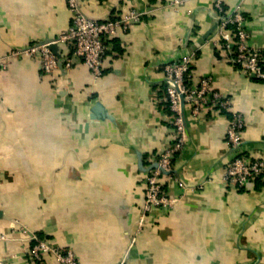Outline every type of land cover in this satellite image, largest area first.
Listing matches in <instances>:
<instances>
[{
	"label": "crops",
	"instance_id": "0c3cea01",
	"mask_svg": "<svg viewBox=\"0 0 264 264\" xmlns=\"http://www.w3.org/2000/svg\"><path fill=\"white\" fill-rule=\"evenodd\" d=\"M172 1L82 0L96 20L141 13L105 41L98 78L77 60L52 74L31 58L0 69V261L23 263V225L73 249L79 264H264V172L242 189L222 181L232 157L222 112H185L186 144L160 178L178 200L137 230L144 177L173 140L163 63L189 55L195 77L211 75L244 117L240 153L264 158V80L210 43L213 0ZM224 5L240 7L249 44L264 47V0ZM69 22L65 0H0V55ZM44 261L57 264L51 254Z\"/></svg>",
	"mask_w": 264,
	"mask_h": 264
},
{
	"label": "built area",
	"instance_id": "2783aa9c",
	"mask_svg": "<svg viewBox=\"0 0 264 264\" xmlns=\"http://www.w3.org/2000/svg\"><path fill=\"white\" fill-rule=\"evenodd\" d=\"M65 1L70 13L68 26L45 43L41 41L24 47H10L0 55V69H6L13 60L31 58L36 61L41 71L52 74L59 69V64L61 71H69L77 60L90 70L94 78L101 76L105 41L115 36L118 31L126 32L131 24L138 22L141 13L131 10L119 18L96 20L83 13L82 0ZM172 3L179 4L180 0H173ZM213 8L216 11L217 24L210 43L222 49L231 64L241 72L264 80V47L249 44V35L245 28L246 17L240 7L225 9L224 0H213ZM51 44L66 49L67 53L57 58L49 49ZM160 72L173 127V140L151 160L153 167L144 177L145 189L138 218V231L153 209H171L178 200L167 194L160 178L170 175L173 160L186 144L185 112L193 118H198L205 112L218 111L228 114L225 142L232 152V157L224 167V183L242 189L264 172V158L240 153L244 117L235 109L233 98L222 93L214 85L211 75L195 77L189 55L163 63ZM178 184L182 186L180 182ZM19 230L21 233H28L27 239L33 242L26 248L22 264H28V261L32 264H46V254H51L57 264H79L73 249L54 246L48 239L38 238L28 232L23 225H19Z\"/></svg>",
	"mask_w": 264,
	"mask_h": 264
},
{
	"label": "water",
	"instance_id": "95a60500",
	"mask_svg": "<svg viewBox=\"0 0 264 264\" xmlns=\"http://www.w3.org/2000/svg\"><path fill=\"white\" fill-rule=\"evenodd\" d=\"M216 24H217V21L214 22V24H213V26H212V28H211V31H213V30L215 29ZM47 41H48V40H45L44 43L47 42ZM49 49L51 50V52H52L57 58H59V54H58V52H57V45H55V44H51V45H49ZM59 69L61 70V65H60V64H59ZM251 76H253V75H251ZM96 106H99V104L97 103ZM0 264H5V263L2 262V261H0Z\"/></svg>",
	"mask_w": 264,
	"mask_h": 264
},
{
	"label": "trees",
	"instance_id": "16d2710c",
	"mask_svg": "<svg viewBox=\"0 0 264 264\" xmlns=\"http://www.w3.org/2000/svg\"><path fill=\"white\" fill-rule=\"evenodd\" d=\"M224 7H225V9H228L225 5H224ZM38 238H41V237H38ZM32 244H33V242L31 241V243L29 244V246L32 245Z\"/></svg>",
	"mask_w": 264,
	"mask_h": 264
}]
</instances>
